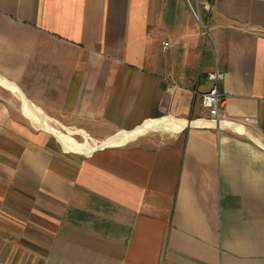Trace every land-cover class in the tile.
I'll return each instance as SVG.
<instances>
[{
  "label": "crops",
  "instance_id": "obj_1",
  "mask_svg": "<svg viewBox=\"0 0 264 264\" xmlns=\"http://www.w3.org/2000/svg\"><path fill=\"white\" fill-rule=\"evenodd\" d=\"M0 76L99 143L182 125L68 152L0 85V264H264V0H0Z\"/></svg>",
  "mask_w": 264,
  "mask_h": 264
},
{
  "label": "bare ground",
  "instance_id": "obj_2",
  "mask_svg": "<svg viewBox=\"0 0 264 264\" xmlns=\"http://www.w3.org/2000/svg\"><path fill=\"white\" fill-rule=\"evenodd\" d=\"M0 85L8 89L9 91L17 94L21 100V109L23 114L27 119H29L34 125H38L41 128H44L48 132L52 133L58 142L62 145L63 149L68 152H74L79 154H90L94 149L104 146H116L122 145L129 140H132L148 131L157 130V131H166L171 132L178 130L182 127L180 122L172 119H163L160 121L147 122L138 129L130 132H119L113 135L107 141L100 143L99 146L91 147L87 142L80 143L70 134H64L54 128H52L48 123V118L43 112L27 100L21 92L18 90L15 84L11 83L7 79H4L0 76ZM203 124L202 122H195L193 125L198 126ZM70 133V132H69ZM82 133V132H81Z\"/></svg>",
  "mask_w": 264,
  "mask_h": 264
},
{
  "label": "built area",
  "instance_id": "obj_3",
  "mask_svg": "<svg viewBox=\"0 0 264 264\" xmlns=\"http://www.w3.org/2000/svg\"><path fill=\"white\" fill-rule=\"evenodd\" d=\"M170 47L168 42L164 43L163 50H167ZM208 79L213 84L209 92L202 95V104L203 107L209 111V119L207 121L211 122L214 127L221 125L240 126L242 124L229 122L225 115L222 113L221 109L225 104L226 97L220 92L219 84L224 79V73L219 70L218 67L210 73H208ZM250 118H245L244 123L252 122Z\"/></svg>",
  "mask_w": 264,
  "mask_h": 264
},
{
  "label": "rangeland",
  "instance_id": "obj_4",
  "mask_svg": "<svg viewBox=\"0 0 264 264\" xmlns=\"http://www.w3.org/2000/svg\"><path fill=\"white\" fill-rule=\"evenodd\" d=\"M19 96H15L14 97V99H12L11 100V103L14 105V107L17 109V111H18V113H20V115H22L21 114V105H20V98H18ZM21 117H24L23 115L21 116ZM26 121H28V123H31V121H29L28 119L26 120ZM48 123H50V125H51V122L48 120ZM34 125V124H33ZM52 126L54 127V128H56L55 127V125H53L52 124ZM34 128H37V129H39V130H41V127H39L38 125H35V127ZM56 129H58L60 132H62V133H64V134H70L73 138H75L78 142H80V143H85V142H87L91 147H96V146H99L100 145V143L98 142V141H96V140H92V139H90V137L88 136V134H86V133H84V132H82V133H79V132H76V131H74V129H70V130H67V129H63V128H61V127H59V128H56ZM151 131H157V130H151ZM70 132V133H69ZM135 139V138H134ZM130 141V140H129ZM8 237L9 236H11L12 237V234H10V235H7Z\"/></svg>",
  "mask_w": 264,
  "mask_h": 264
}]
</instances>
